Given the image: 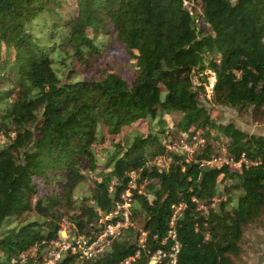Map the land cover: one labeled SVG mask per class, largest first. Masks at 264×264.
<instances>
[{
	"label": "trees",
	"instance_id": "trees-1",
	"mask_svg": "<svg viewBox=\"0 0 264 264\" xmlns=\"http://www.w3.org/2000/svg\"><path fill=\"white\" fill-rule=\"evenodd\" d=\"M186 1L0 0V264H33L32 248L64 221L94 237L131 172L144 186L132 191L130 225L90 260L55 264H121L140 230L151 252L167 250L178 204L177 264H233L244 228L264 216V136L218 123L194 78L214 75L215 105L264 108V0H200L201 13ZM112 41L130 57V80L71 66L90 72ZM180 139L197 142L191 155L167 148ZM219 155L240 167L205 163ZM192 198L217 200L205 214Z\"/></svg>",
	"mask_w": 264,
	"mask_h": 264
},
{
	"label": "built area",
	"instance_id": "built-area-1",
	"mask_svg": "<svg viewBox=\"0 0 264 264\" xmlns=\"http://www.w3.org/2000/svg\"><path fill=\"white\" fill-rule=\"evenodd\" d=\"M197 143V142H196ZM196 143L189 144L184 139H180L175 144L168 145L169 150H182L188 155L193 153ZM161 166H165V163H161ZM209 166H217L219 164H226L232 167H240L241 161L235 162L232 158L226 156H214L207 162ZM130 181L127 189L121 194L120 200L115 203V206L109 214L102 217L99 221V230L92 238L85 236H77L70 233L68 229V223L64 221L57 232V238L50 241L43 249L38 251L35 246L32 248L30 255L34 259L33 264H55L60 261L65 255H76L79 260H90L95 255L102 253L111 242L117 238L125 227L130 225V202L132 191L137 190L136 178L134 172L130 174ZM145 183V180L143 181ZM143 186L141 185L137 192L143 193ZM217 199L213 198L209 203L201 202L196 198H192V202L197 205V209L204 212H208L209 208L214 206ZM184 204L172 205V213L168 222V230L165 240L172 242L169 249H156L151 252L146 246V232L140 230L136 246L137 250L134 254L125 258L121 264H177V254L179 251V243L177 240L175 223L181 216L184 209ZM146 257L144 263L141 262L142 255Z\"/></svg>",
	"mask_w": 264,
	"mask_h": 264
},
{
	"label": "rangeland",
	"instance_id": "rangeland-1",
	"mask_svg": "<svg viewBox=\"0 0 264 264\" xmlns=\"http://www.w3.org/2000/svg\"><path fill=\"white\" fill-rule=\"evenodd\" d=\"M234 1V0H232ZM200 0L186 1L187 8H197L201 13ZM71 66L79 71L83 77H91L96 71H111L119 74L126 80H130L134 67L131 64L129 55L122 49V45L117 41H112L102 55L99 62L92 67L90 72L83 73L84 65L76 60H72ZM207 83H203V74L194 78L195 83L204 85V91L200 94V103L208 109L215 110L213 116L218 123H232L238 129L256 136H264V108L261 109H238L226 106L215 105L212 102V86L214 75L205 71ZM178 116L175 117L178 120ZM1 140L3 137L0 138ZM90 182L85 180L78 184L73 190L76 202L82 195H88ZM101 216V215H100ZM102 217V216H101ZM241 251L237 257H233V264H264V216L260 221L248 224L244 228V233L240 242Z\"/></svg>",
	"mask_w": 264,
	"mask_h": 264
},
{
	"label": "water",
	"instance_id": "water-1",
	"mask_svg": "<svg viewBox=\"0 0 264 264\" xmlns=\"http://www.w3.org/2000/svg\"><path fill=\"white\" fill-rule=\"evenodd\" d=\"M98 207H97V205L95 204L94 205V209H97ZM100 215L102 216V217H104V216H106L107 215V213L106 212H102V213H100Z\"/></svg>",
	"mask_w": 264,
	"mask_h": 264
}]
</instances>
